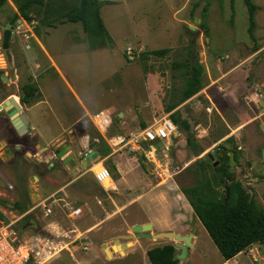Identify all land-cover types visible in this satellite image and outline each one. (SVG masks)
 <instances>
[{
    "label": "rangeland",
    "instance_id": "374dc122",
    "mask_svg": "<svg viewBox=\"0 0 264 264\" xmlns=\"http://www.w3.org/2000/svg\"><path fill=\"white\" fill-rule=\"evenodd\" d=\"M99 1L103 3L99 8V15L112 43L108 47L98 49L99 51L89 52L87 37L81 23L72 24L59 18L63 12L77 6L80 0H45L46 5L43 7L32 8L30 10L32 20H24V22L30 26L33 38L24 37L28 34L26 27L23 26L20 28L19 35L11 33L8 48L3 49L4 25H10L9 21L17 13L16 4L7 0V3L0 8V103L11 94L16 96L14 98L16 101H19L20 85L29 79L32 83L37 82L38 86L44 90V97L53 109L51 112L61 110L59 106L63 105L67 108L69 115L77 114L78 104L72 98L67 85L57 77L54 69L48 68L46 72H42L45 66L50 65V60L42 53L43 50L40 47L42 45L90 110L103 107L102 110L112 116L117 113V105H125L129 109L126 114V123L130 122L133 128H136L142 126L141 123H145V117H149L147 119L149 123L153 119H161L166 114L164 107L180 99L185 81V69L174 67L172 63L181 64L186 60L197 58L204 67L203 88L197 95L179 106V114L186 119L190 128L186 132L181 129V138L175 149L176 152L170 153L167 159H161L162 170L157 168L155 172L151 165L145 163L142 169L138 161L133 159L132 154L124 153L128 160L125 164L131 171L125 177L135 185L144 178L149 188L155 187V191H160L163 196L167 195L179 201V205H175L174 216L170 220L172 227L167 232L181 236L192 235L197 240L186 258L178 264H264V244H255L240 254V257L225 263L202 225L196 220L192 210L190 212L185 200L180 198V188L194 184L199 164H202L200 162L206 157L205 155L209 153L214 160L218 161L219 152L231 147L232 143L228 142H223L222 147L218 146L221 141L216 142V140L226 133H231L229 128H233L238 122L237 111H241L242 108L249 109L241 99L242 107L238 105L239 103L235 105L228 103L217 93L212 84L218 75L214 63L223 56V52L230 50L232 44H240V46L252 44L247 32L248 12L244 1L233 0L232 3L231 0ZM251 2L259 7L254 14L257 20L254 33L257 39L264 43V0H251ZM18 19L23 20L21 17ZM96 21L97 18L90 13L88 15L89 34L91 31H98ZM191 27L194 28L193 31L190 30ZM204 28L208 30L206 35ZM128 48L137 55L133 60H128L126 57ZM154 49H168V51L163 56H149L146 60L140 61L139 56L142 53ZM244 53L246 54L245 51ZM263 62L259 61L256 64L264 66L261 64ZM39 64L42 65L41 68ZM144 64L147 67L145 71ZM11 73H14L16 79L11 78ZM2 77L5 80H2ZM145 110L146 115L145 113L137 114L138 118L135 119V113ZM49 121L48 126L52 125L51 127L56 129L55 119L49 118ZM262 122L264 117L253 122L250 127L252 133L249 138L253 136V140L257 142L252 150L245 149L246 133L233 132L237 135L240 149L237 150V161L229 165V171L264 210L262 168L264 158L261 156L264 148V133L259 129V124ZM133 128L124 129L122 124L118 123L114 130L117 129L118 133H126L135 130ZM95 133L96 131L92 129L91 136H95ZM187 135L194 138L193 141L197 144L196 149L186 147ZM25 138L21 141L26 142L25 146L29 148L33 138L30 140L26 138L28 141ZM198 148L201 153L195 155L194 151L196 152ZM89 160L95 161L97 157L90 156ZM103 166L108 168L114 176L108 163L104 162ZM210 166L211 163L204 164V172L209 178L212 177ZM39 170L30 162L23 161L20 156H16L10 166L0 164V172L4 180L12 186L9 188L0 180V197L6 204L5 208L0 206V227L2 224L5 226L11 224L8 231L12 245H24L30 248L33 251L32 256L39 252L40 254L36 257L41 264H150L143 251H141L143 254L138 251L135 253L136 256L109 262L105 259L103 251H100L101 257L98 255L100 258L96 260L89 253L90 251H85L84 245L80 243L74 245V241H80V238L84 236L74 230L71 222L77 228H82L90 220L82 214L75 219L66 217L68 210L64 204L68 202V207L74 205L73 199L82 197V201L86 202L83 209L91 206L97 210L94 211L97 217L94 219V222H97L94 229L104 232L108 237H114L119 233L118 231L121 230L118 228L124 224V221L117 217L109 218L102 223L99 215L101 208L93 205L96 203L94 196L101 199V203L109 211L112 204H107V201L102 199L104 194L100 190L99 192L95 190L93 194L88 191L87 195L82 191L78 180L69 189L67 199L62 192L54 196L56 199H64L65 202L58 201L54 204L50 217H45V212L38 207L31 212L29 224L25 223L23 220L26 215L20 214L14 204L31 202L28 193L30 183L28 176L40 173ZM7 173L13 177H9ZM159 177L166 181L157 184ZM42 184L45 191L49 193L54 189V183L43 182ZM104 185L109 188L111 183L106 180ZM109 194L120 206L125 205L133 196L125 194L126 196L121 197L120 194L113 192ZM32 198L37 201L35 195ZM133 214L132 211L130 215L133 216ZM92 215L94 216L93 212ZM140 215L142 217V214ZM46 219L49 220L46 221ZM49 222H55L56 225L47 227ZM128 231L129 235L134 234L131 229ZM151 232L154 235L157 234L154 229ZM119 235L126 234L119 233ZM113 241L114 239H109L108 245H113ZM119 243L126 245V249L131 248L130 242L125 239L120 238ZM175 243V241L160 238L151 241L150 247L176 245ZM142 245L147 248L150 242L144 241ZM117 250L113 247L114 252ZM88 257L91 260L83 263L82 260L85 261Z\"/></svg>",
    "mask_w": 264,
    "mask_h": 264
},
{
    "label": "crops",
    "instance_id": "0c3cea01",
    "mask_svg": "<svg viewBox=\"0 0 264 264\" xmlns=\"http://www.w3.org/2000/svg\"><path fill=\"white\" fill-rule=\"evenodd\" d=\"M254 21V29H256L257 20L255 15ZM254 29L252 31L253 39L250 38L252 41V44L250 46H240V44H232L231 49L226 52L224 51L223 56L217 59L214 63L215 70L218 75L214 78L212 84L214 85L217 93L220 94L221 97L224 98L228 103L233 105L239 103L238 105L242 107L240 103L241 99L249 108H242L241 111H237L236 117L238 118V122L235 124L236 126H234L236 128H229L231 133H226L216 140V142L221 141L219 145H221L222 147L223 142H225L228 137H233V141L228 142L232 143L231 147L229 149H226V157H228V153L232 152L233 159L234 152H236L237 154V150L240 149V147L238 146L239 143L236 133L244 132L247 134V145L245 146V149L252 150L253 148H255L257 142L256 140H253V136L249 138V135L251 136L252 133L250 127H252L253 122L259 120L261 117H264V66L256 64L259 61H264V43L263 41L258 40L259 38L257 39L256 34L254 33ZM40 47L43 50L42 53L45 54L44 56H46L48 60H50V65L47 67L45 66L42 72H46L48 68L54 69L57 77L63 80V82L67 85L70 92L72 93V98L78 104L79 111L77 109V114H75V116H72V114L69 115V113H67V108L61 105L59 106L61 110H55V113L54 111L51 112V110L53 109H51V106L47 103V100L44 97V90L41 88V86H38L36 81V84H33L37 87L39 96L33 103L24 105L20 103V101L15 100L21 108L18 114L23 115L26 119L27 127L23 134H18L11 124L10 120L7 118L5 112L0 111V164H8L10 166L12 160L16 156H20L23 161L28 163L30 162L32 165L37 167V169H40V173L37 172L28 176V181L30 182L28 185L29 197L31 199V193L34 192L36 194L37 201H32L31 199L30 203L28 201V203L25 202V204L17 202L14 204V207L16 204H19L22 208H24V214L26 216L23 221L29 224L31 212L38 207H41V209L43 210L42 206L40 205L42 204V201L46 200L45 204L52 210L53 206H51L50 200L48 199L50 197L56 199L54 196L57 193L61 192L64 194V196H66L65 198L67 199V197H69V189L78 180L79 186L81 187L83 192L87 193V195L88 191L93 194L95 190L97 192H99L98 190H100L104 194V198L102 199L105 202L107 201V204H112L110 206V211L108 209H105V207L101 203V199H99L97 196H94L93 198L96 200V203H93V205L99 206L101 208V211H99V215L101 217L100 220L103 223L109 218L117 217L119 219H122L124 221V224H121V226L118 228V230L121 231L118 232L125 233L126 235H119V233H117L114 237H108L104 232L96 231L94 228L97 226V222H94V219H97V217L94 211L97 210H94L91 206H87V209H83L86 205V202L82 201V197H78L72 200L74 205H71V207L79 208L81 210L80 214H82V216H84L87 220H90V222L88 224H85L82 228H77L75 224H72L71 222V225L74 226V230L78 231L80 235L82 234L84 236L80 238V241H74V243L78 242L76 245H78L79 243L84 245L85 251H90L89 253H91L96 260L101 257L100 251H103L105 259L109 262H112L115 259L121 260L136 256L135 253L138 251L139 253H142L141 251H143V253L146 254L147 250L153 248L150 247L151 241H155L158 239H148L143 237L137 238L135 237V233L130 234L132 237H127L129 236L128 230H130L135 225H143L149 223L151 225V230L148 231V233L151 235H154L151 232L152 229L156 230L157 233L169 231L172 227L170 220L174 216V208L175 205H179V201L176 199H172L167 195L163 196L160 191H155V187L149 188L145 183L146 181L144 180V178L142 179L143 181H139L137 185L131 183V181H129L127 177H125V175L131 172L129 168L127 169V165L125 164V161H128L124 154L126 152L121 151L118 153H113L106 143L105 137L107 135H121L138 131L141 128L147 127L153 121H156V119H153V121L149 123L147 121L149 117H145V123H141L142 126L133 128L132 124H130V122L126 123L125 120L127 117V111L129 109H127L125 105H117V113L112 116L110 115L111 121L106 132H100L92 124L91 117L98 112L105 111L102 110L103 107L97 110H90L88 108L89 106L86 105L82 98L78 95L74 86H72L64 76L60 67H58V65L51 59L44 47L42 45H40ZM98 49L101 48L87 50L90 52L99 51ZM244 51L246 52V54L244 53ZM199 64L201 65L200 62ZM261 64H264V62ZM38 66L39 68H41L42 65L39 64ZM203 68L204 67H202V69ZM200 91H198L195 95H197ZM10 97L16 98V96H13L12 94L8 98ZM18 97H20V95H18ZM189 99H187L185 102H187ZM185 102L179 103V100L177 102H173L175 104L178 103V105L168 113L164 111L166 114L163 117H167L172 122V120L170 119V114L176 113L177 117L179 118V122L186 121V119L179 114V106L184 104ZM213 105H215V103H213ZM144 106H146V104ZM207 108L208 107H206V109ZM141 113H145L146 115L147 112L145 110L144 112L139 111L135 113V119H137L138 115H141ZM49 118L55 119V126H57L56 129L52 128V125L48 126L47 122H50ZM243 119L246 120L243 121ZM115 121L122 124L124 129L133 128L135 130L126 133H118L117 129L114 130L116 125H118V123ZM187 124L189 125L188 122ZM173 125L176 128V132L173 136L170 137L168 143H165L163 141H155L150 145L143 144L142 150L140 152L132 154L135 161H138V163H142L143 168L140 166L142 169H144L143 163H145L151 165L154 172L157 168L162 170L161 166L163 164V161H161V159H167L170 153L174 154V152H176L175 149L179 145V140L181 138V129H183L185 132L188 130H185L180 124L177 125L173 123ZM261 125L264 127V122H262V124H259V129ZM92 129L96 131L95 136L93 137L91 136ZM30 131L33 132L30 133ZM233 132L236 133L234 134ZM25 137L29 140L33 138L32 143H29V148L25 146L26 142L21 141V139ZM103 147H107L106 154H102L101 152V149ZM232 147H234L233 150ZM59 148H63L65 150L61 158L55 155L56 150ZM7 150L10 152V154L7 153ZM151 150H154L153 157H150L148 154V152H150ZM87 151H89L88 154H86ZM219 153L221 155V151ZM208 154H206L205 156L207 157ZM94 155L97 157V160L90 161V156ZM135 156H138V158H135ZM262 158L264 157L262 156ZM64 159H68L65 164L63 163ZM213 161L217 160H214L213 158L210 163L212 164ZM104 162L109 164L110 170L112 171L114 176L109 172L108 168H105L103 166ZM101 169H106L109 173V177L106 179L111 183V186H109V188L105 187L104 182L98 183L94 178V174ZM165 171H167V169H165ZM7 174L9 175V173ZM10 176L13 177V175L11 174L9 175V177ZM110 176H112V178H110ZM14 177H16L15 174ZM165 178L168 179L169 177ZM159 179L160 180H157V184L164 183L166 181L163 180L162 177H159ZM0 180H2L3 183L9 188H12L10 184H7L8 181L4 180L3 174L1 172ZM43 182H46L47 184L54 183V189H52L50 193L45 191V188L42 184ZM32 184H34V186ZM110 192L120 194L121 197H124L126 195L133 196L127 203H125V205L120 206L114 202L111 195L109 194ZM181 197L183 198V200H185L184 196L180 192V198ZM58 200L65 202L64 199ZM0 201V206L5 208L6 204L3 199H1V197ZM185 204L186 206H188L189 211L192 210L186 200ZM18 211L20 214H23L19 209ZM43 211L45 212V210ZM132 211L134 213L133 216L130 215ZM92 212L94 216L92 215ZM140 214H142V217ZM80 216L81 215L73 217L69 216L68 213H66V217L71 219L79 218ZM45 217L50 216H47L45 214ZM91 219H93V221H91ZM48 220L49 219H46V221ZM196 220L198 221L197 218ZM54 225H56L55 222H49L47 224V227ZM120 238L127 240V242H130L131 248L126 249V245L120 244ZM109 239H114L113 245L111 246L108 245ZM196 240L197 239L194 238V236L191 237V246L188 248L186 256L189 251L195 246ZM144 241L150 242V245L147 248L143 247L142 245ZM175 244L176 245L174 246L177 250L179 247L177 246V242ZM113 247L118 250L114 252ZM243 252L237 254L234 258L240 257V254H242ZM98 255L100 256L99 258ZM89 260H91L90 257H88L85 261H82L83 263H86ZM224 262L226 263V261Z\"/></svg>",
    "mask_w": 264,
    "mask_h": 264
},
{
    "label": "trees",
    "instance_id": "16d2710c",
    "mask_svg": "<svg viewBox=\"0 0 264 264\" xmlns=\"http://www.w3.org/2000/svg\"><path fill=\"white\" fill-rule=\"evenodd\" d=\"M11 1L17 6V13L9 21L10 25H13L20 17L23 20L31 21L30 10L46 5L45 0ZM243 1L248 12L247 32L250 38L253 39L252 31L255 27L254 14L258 7L251 0ZM6 3L7 0H0V8ZM102 4L99 0H80L77 6L70 8L59 16L61 20L72 24L81 23L82 30L87 37V46L91 50L105 48L112 43V39L99 15V8ZM90 13H93L97 18L95 24L98 30L97 32L91 31V34H89L90 26L88 25V15ZM201 26L204 27L203 25ZM204 29V34L206 35L208 30ZM167 51L168 49L147 51L142 53L139 58L140 61H144L149 56H163ZM172 65L185 69V81L179 99V103H182L195 95L203 87V69L197 58L186 60L181 64L172 63ZM146 69L147 67L144 64L143 70L145 71ZM20 92L19 101L24 105L33 103L39 96L37 87L29 79L20 86ZM177 105L178 103H170L164 107V111L168 113ZM170 119L173 123L180 124L185 130H189L187 122H179L176 113L170 114ZM231 141H233V137H228L225 140V142ZM186 145L188 148H197V144L194 143L191 135L186 136ZM101 152L102 154H106L107 147H103ZM200 152L201 150L198 148L196 152L194 151V154L197 155ZM234 160H237L236 152H234ZM200 163L202 164H199L194 184L181 187L180 192L222 259L224 261L230 260L255 244H264V210L249 196L240 181L235 179L230 181L233 173L229 171V165H231L229 158L226 157L225 162H222L219 153V164L215 167L212 164L210 166L212 170V177L210 178L204 172V164H210L208 158H203ZM139 164L143 168L142 163L140 162ZM225 188L228 189L227 197L224 193ZM15 208L24 213V208L19 204H16ZM146 256L150 264H178L179 262L176 258V247L172 244L153 247L147 250Z\"/></svg>",
    "mask_w": 264,
    "mask_h": 264
},
{
    "label": "built area",
    "instance_id": "2783aa9c",
    "mask_svg": "<svg viewBox=\"0 0 264 264\" xmlns=\"http://www.w3.org/2000/svg\"><path fill=\"white\" fill-rule=\"evenodd\" d=\"M23 26L26 27V32L28 34L24 35V37L26 39L33 38V32H31V28H29L30 26L27 25L24 20H20V22L14 27L15 30H12V33L19 35L21 32L20 28ZM126 54L128 60H133L137 56L129 48L126 51ZM91 121L97 130L105 133L110 124L111 116L108 112L101 111L94 114L91 117ZM175 132L176 128L173 123L167 117H162L161 119L153 121L147 127L141 128L138 131L121 135H107L105 138L106 143L113 153L125 151L128 154H136L142 150L143 144L150 145L155 141H163L168 143L170 137L173 136ZM88 153L89 151H87L86 154ZM148 154L150 157H153L154 150H151L148 152ZM108 177L109 173L106 169H101L94 174V178L98 183L104 182ZM48 200H50L51 206L59 201L53 197H50ZM45 201L46 200L42 201V204L40 205L42 206L43 210H45V214L50 216L52 214V210L50 207H47ZM64 206L67 207L69 216L76 217L81 213L79 208H74L71 206L68 207V203H65ZM10 226L11 224L8 226L2 224L0 227V264H41L38 263L36 257L40 254L39 252H37L35 256H32L31 252L33 251L31 249L22 245H12L11 240L9 239L10 233L8 231Z\"/></svg>",
    "mask_w": 264,
    "mask_h": 264
},
{
    "label": "water",
    "instance_id": "95a60500",
    "mask_svg": "<svg viewBox=\"0 0 264 264\" xmlns=\"http://www.w3.org/2000/svg\"><path fill=\"white\" fill-rule=\"evenodd\" d=\"M20 22V20L18 19L13 25H4V33H3V49H7L8 48V41L9 38L11 36L12 30L14 29V27ZM191 31L194 30V28H190ZM11 78L15 79V75L14 73H11ZM2 80H5L4 77H2ZM20 105L15 101L14 98L10 97L8 99H5L2 103H0V111H4L5 114L7 115V118L10 120L11 124L13 125V127L15 128L16 132L18 134H23L26 130V119L24 118L23 115L18 114V112L20 111ZM260 129L264 132V127L261 125ZM234 149V147H232V150ZM65 150L63 148H59L56 150L55 155L59 158L62 157V155L64 154ZM7 153L10 154V152L7 150ZM227 155V150L223 149L221 151V158H222V162H225V157ZM262 156L264 157V149L262 151ZM208 159L211 161L213 160V157L208 154L207 155ZM228 157L230 159L231 164L233 165L235 163L234 159H233V153L230 152L228 153ZM68 161V159H64L63 163L65 164ZM213 167L218 165V161H213L212 163ZM263 171H264V166H263ZM234 180V177H232V179L230 181ZM224 193L227 197L228 195V189L225 188L224 189ZM36 194L34 192L31 193V199L33 201L32 196ZM151 230V225L149 223L147 224H143V225H135L131 228V231L133 233H135V237L137 238H148V239H160V238H164V239H169V240H173L177 242V246L179 247V254L177 255V259L179 261L183 260L186 256V253L188 251V248L191 246L190 243V239H191V235H187V236H181L178 234H173L171 232H161V233H157L155 235H151L148 233V231ZM125 237V236H124ZM127 237H132L131 235L127 236ZM85 240V239H84ZM83 240V241H84ZM78 242H75L74 245H76Z\"/></svg>",
    "mask_w": 264,
    "mask_h": 264
}]
</instances>
